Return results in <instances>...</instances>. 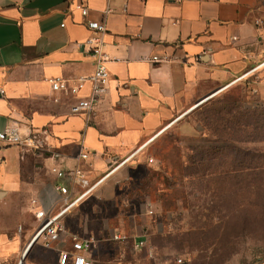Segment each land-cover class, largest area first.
<instances>
[{
    "label": "crops",
    "instance_id": "1",
    "mask_svg": "<svg viewBox=\"0 0 264 264\" xmlns=\"http://www.w3.org/2000/svg\"><path fill=\"white\" fill-rule=\"evenodd\" d=\"M89 21L107 26L109 83L87 115L72 107L90 83L74 95L54 90L51 80L73 87L94 73L96 58L84 44L93 34ZM246 80L264 103V0H0V131L34 134L42 144L0 141V184L37 199L36 216L38 208L62 210L60 183L69 200L83 193L74 171L91 184L103 180L62 215L65 242L55 246L98 240L96 230L125 226L131 192L124 188L154 158L146 151L200 102ZM143 204L151 205L142 201L140 210Z\"/></svg>",
    "mask_w": 264,
    "mask_h": 264
},
{
    "label": "rangeland",
    "instance_id": "2",
    "mask_svg": "<svg viewBox=\"0 0 264 264\" xmlns=\"http://www.w3.org/2000/svg\"><path fill=\"white\" fill-rule=\"evenodd\" d=\"M252 84L221 89L146 151L155 162L133 171L124 188L131 192L125 226L96 230L94 264L264 261V103ZM2 186L0 264H19L40 222L28 194ZM142 201L156 214L147 215L144 204L140 210ZM57 257L40 240L24 264H57Z\"/></svg>",
    "mask_w": 264,
    "mask_h": 264
},
{
    "label": "built area",
    "instance_id": "3",
    "mask_svg": "<svg viewBox=\"0 0 264 264\" xmlns=\"http://www.w3.org/2000/svg\"><path fill=\"white\" fill-rule=\"evenodd\" d=\"M81 8L83 14L87 16L89 14L88 6L84 5ZM107 12L111 13V8H108ZM88 27L93 34L84 42V44L90 47V53L96 58V68L94 73L88 77L82 78L80 80V83L77 86L73 87L66 86V84H64L62 82V79L60 78L51 80L54 90L66 89L74 95H78L79 91L87 83H90L91 90L89 95L79 97L77 103L72 107L74 113L87 115L92 114L101 98L105 96L108 91L109 83V72L106 66L109 57L104 50V36L107 33V26L102 22L89 21ZM153 61H159V58L155 56L153 57ZM0 141L5 142L9 145H21L25 149L36 150L42 148V144L37 135H22L15 129L7 132L0 131ZM83 157L87 158V154H84ZM148 163L153 164L154 158H149ZM54 172H56L60 178H65L70 175L66 174V172L64 171H59L57 169H54ZM71 174L72 175L70 176L76 177L79 180L80 185L83 186V193L75 200H69L67 197L70 191L69 188L63 183L58 184L57 190H59L64 196H66L64 199L63 208L56 215H50L49 212L44 208H38L36 211V217L39 220L40 224L34 237L38 236L37 242L41 240L45 248L58 251V264H94L92 253L98 243V240L94 237H73L71 240V248L69 249H59L55 246L56 243H60L62 241L65 242L64 240L66 237V228L60 221L62 215L70 210L83 198L90 195L103 181L100 180L95 184H91L87 176L85 174H82L81 171L76 170ZM33 205H39V201L37 199H34ZM146 211L148 215L156 214L154 208L151 205L147 207ZM114 239L121 240L123 239V236L120 233H116L114 235ZM144 243V241H141L138 246H144ZM179 262H182V260H180Z\"/></svg>",
    "mask_w": 264,
    "mask_h": 264
},
{
    "label": "water",
    "instance_id": "4",
    "mask_svg": "<svg viewBox=\"0 0 264 264\" xmlns=\"http://www.w3.org/2000/svg\"><path fill=\"white\" fill-rule=\"evenodd\" d=\"M203 103V102H200V104ZM1 194V193H0ZM37 239H38V236L34 237L30 242L29 244L27 245V248H26V251L25 253L23 254V257L20 261L19 264H24L26 258H27V255L29 254L30 250L32 249V247L34 246V244L37 242Z\"/></svg>",
    "mask_w": 264,
    "mask_h": 264
},
{
    "label": "bare ground",
    "instance_id": "5",
    "mask_svg": "<svg viewBox=\"0 0 264 264\" xmlns=\"http://www.w3.org/2000/svg\"><path fill=\"white\" fill-rule=\"evenodd\" d=\"M214 95H215V94H214ZM214 95H213V96H214ZM171 125H172V124H171ZM171 125H170V126H171ZM170 126H169V127H170ZM25 251H26V250H25ZM25 251H24V253H25Z\"/></svg>",
    "mask_w": 264,
    "mask_h": 264
},
{
    "label": "trees",
    "instance_id": "6",
    "mask_svg": "<svg viewBox=\"0 0 264 264\" xmlns=\"http://www.w3.org/2000/svg\"><path fill=\"white\" fill-rule=\"evenodd\" d=\"M263 114H264V112H263ZM260 115H262V114H260Z\"/></svg>",
    "mask_w": 264,
    "mask_h": 264
}]
</instances>
